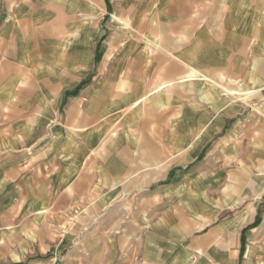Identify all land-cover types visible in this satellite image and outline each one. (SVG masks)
I'll return each mask as SVG.
<instances>
[{
  "label": "crops",
  "instance_id": "obj_1",
  "mask_svg": "<svg viewBox=\"0 0 264 264\" xmlns=\"http://www.w3.org/2000/svg\"><path fill=\"white\" fill-rule=\"evenodd\" d=\"M0 264H264V0H0Z\"/></svg>",
  "mask_w": 264,
  "mask_h": 264
},
{
  "label": "rangeland",
  "instance_id": "obj_2",
  "mask_svg": "<svg viewBox=\"0 0 264 264\" xmlns=\"http://www.w3.org/2000/svg\"><path fill=\"white\" fill-rule=\"evenodd\" d=\"M221 88H217V87H215V90H220ZM227 89H232L233 90V88H227ZM235 90V89H234ZM231 90H229L228 92L230 93V95H235L236 93L234 92V91H232V92H230ZM236 97V96H235ZM234 97V98H235ZM230 99H233V97H231ZM250 102H246L245 103V107H246V109L248 108V106H251V103L249 104ZM76 223V222H75ZM73 232V230H71V233Z\"/></svg>",
  "mask_w": 264,
  "mask_h": 264
},
{
  "label": "bare ground",
  "instance_id": "obj_3",
  "mask_svg": "<svg viewBox=\"0 0 264 264\" xmlns=\"http://www.w3.org/2000/svg\"><path fill=\"white\" fill-rule=\"evenodd\" d=\"M232 92V91H231Z\"/></svg>",
  "mask_w": 264,
  "mask_h": 264
}]
</instances>
